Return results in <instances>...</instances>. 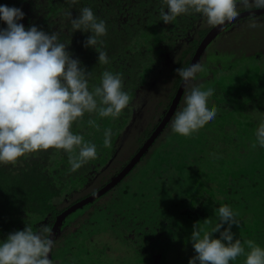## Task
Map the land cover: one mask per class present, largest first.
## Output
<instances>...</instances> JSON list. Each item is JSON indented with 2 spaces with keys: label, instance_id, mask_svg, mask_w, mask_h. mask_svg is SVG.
<instances>
[{
  "label": "trees",
  "instance_id": "obj_1",
  "mask_svg": "<svg viewBox=\"0 0 264 264\" xmlns=\"http://www.w3.org/2000/svg\"><path fill=\"white\" fill-rule=\"evenodd\" d=\"M0 5L20 7L25 13L20 23L26 28L34 24L47 32L56 31L61 42H70L67 50L90 73V89L99 84L103 71L110 70L121 74L124 90L132 97L133 87L146 72L140 66L150 56V50L138 53V39L144 30L139 22L144 16H153V10L162 6L161 0H76L74 4L68 0H0ZM83 7H90L106 23L107 33L99 47L106 51L108 64L97 63L96 51L83 47L89 33H72L70 18L65 13L70 10L75 18ZM121 44L131 46L133 54L123 58ZM178 58L179 67H185L187 60L181 55ZM253 67L242 68L246 75L227 84L230 88L215 85L208 97L209 103L217 107L214 119L190 134L165 137L164 147H159L161 141H157L155 153L146 158H155L157 162L149 173L151 185L142 182L140 190L124 187L98 202L105 194L101 193L67 216L89 207L84 222L99 225L90 215L94 210L100 211L104 204L103 223L107 226L100 229L106 233L109 227L116 229L122 247L110 254L108 243L93 248L98 241L105 242V236L97 234L99 228L96 232L89 230L85 240L92 237L90 248L103 263L115 259L118 264H187L194 255L188 240L193 224L209 228L216 223V209L223 204L237 214L238 226H232L236 237L264 247V149L251 147L256 127L254 109L264 111V69L256 71ZM250 73H254V79L249 78ZM130 116L131 108H126L116 119L86 113L75 122L72 131L95 143L98 156L74 172L69 171L68 155L52 148L28 154L12 165H0V239L25 225L32 227L45 216L48 220L54 218L62 209L58 206L60 201L71 203L80 199L83 189L108 161ZM89 119H95L99 127L90 126ZM106 128L112 131L110 148L103 145ZM83 227L84 224L72 235L78 236ZM85 240L81 245L79 242V247L86 253ZM79 260L78 264H86L81 257ZM243 260L241 256L231 264H243ZM88 262L96 264L95 258Z\"/></svg>",
  "mask_w": 264,
  "mask_h": 264
},
{
  "label": "clouds",
  "instance_id": "obj_2",
  "mask_svg": "<svg viewBox=\"0 0 264 264\" xmlns=\"http://www.w3.org/2000/svg\"><path fill=\"white\" fill-rule=\"evenodd\" d=\"M76 0H68L74 4ZM264 8V0H251ZM250 0H161L160 21L165 25L185 14H199L209 24H221L239 16L238 6ZM70 18L72 33H89L83 47L96 51L97 63L108 64L106 51L99 45L107 33L106 23L90 7H83ZM20 7L0 5V165H12L28 154L50 148L68 155L69 171H76L98 156L97 145L73 132L75 122L87 114L99 118L120 117L126 108L136 110L139 102L124 90L122 76L105 70L98 85L89 88V71L79 58L67 50L56 31L47 32L36 25L27 28L20 21ZM204 68L199 59L175 69L184 82L183 104L170 121L172 133L190 134L216 117L217 107L208 97L213 85L194 82ZM256 127L252 148L264 149V111L254 109ZM87 123L98 128L95 119ZM112 131L104 130L103 145L112 147ZM217 221L207 229L193 225L188 237L194 255L187 264H231L243 256V264H264V247L251 240L237 238L232 226H238L237 214L227 205L216 209ZM207 223H210L207 222ZM214 234H218L214 236ZM54 245L50 229L42 231L26 226L0 239V264H54L50 252ZM247 245V248L245 247Z\"/></svg>",
  "mask_w": 264,
  "mask_h": 264
},
{
  "label": "rangeland",
  "instance_id": "obj_3",
  "mask_svg": "<svg viewBox=\"0 0 264 264\" xmlns=\"http://www.w3.org/2000/svg\"><path fill=\"white\" fill-rule=\"evenodd\" d=\"M234 25L237 26L238 29L236 30V32L232 33V36L227 37L221 35V37L218 38L219 40H216L213 43V45L211 46V49L213 48V51L210 50L207 54L208 65H205L204 68L196 74V76L194 77V82L199 83L202 86H206L210 83L213 85L214 89H216L215 85H221L223 86V88H230L227 84L232 83V81H234V79H237L239 76L246 75V71L242 69L245 68L243 67L244 65L248 67H253L254 65L256 67V71L264 69V14L254 15V18L245 17V19L234 22ZM174 59L175 60H172V62L170 60V63L168 62L157 75L155 74V76H153L152 79L150 78V82L148 85H146V87L143 88L144 91L142 92V94H139L138 98L135 99L136 102L139 99V104L141 105V103H143V105L138 110L140 112H137L138 118L136 117L133 121H131L130 125L126 124V126H124V129L122 130V134L124 136L122 137L121 141L118 143L114 151L111 153L112 156L108 161V166L111 170L116 171V169H119L126 161H128V159L140 143V139L143 138V129L147 125L148 126L146 128H148L151 124L155 125L158 116L161 114L162 109L168 104L171 96L173 99L175 95L173 92V83L176 82V77H178L176 75L175 69L179 67L178 62L180 61L179 58ZM252 69H254V67ZM248 76L250 79H254V73H250L248 74ZM259 86H261V84ZM183 96L180 99L176 111L179 110V108L183 104ZM213 98L214 97L211 95V100L214 102ZM173 117L170 119V121L173 119ZM170 121L163 129L162 133H164H161L162 135L160 134L161 136L157 139L158 141H161V145L159 147L165 146V137L171 138L176 135H174V133H172L171 131H167L169 129ZM151 148L147 150V154L143 158H141L138 163H136V165L131 169L128 175L121 179L108 192L103 194L98 202L104 199L108 194L114 195L119 193V191H121L124 187L140 190L142 182L145 183V185L147 183L148 185H151V182L148 180L149 173L152 167H157L155 158H150V161L146 160V158H148L152 153H155L156 151V147L155 149L153 148L154 150H152ZM158 151L161 152L162 149H158ZM145 172L146 174L144 176ZM96 184L97 182H94L91 187H94ZM84 192H86V190L83 191V193ZM65 203V201H60L58 203V206L62 207L63 205H65ZM102 207H104V204H101L100 211L94 210L93 214L90 215L92 216V219L98 221V224L99 222L102 224L106 219V217L103 216ZM88 209L84 207V212L79 210L78 212L72 213L67 218L66 225L68 230H61L59 235L56 237V241L54 242L53 254L56 257L54 264H78L80 262V257H82L81 252L83 250L82 246L79 247V242L81 245L83 240L86 239L85 235H87V232L89 230L94 229L95 231L93 232H96L98 231L97 228L100 229L107 226L104 223L103 225L99 224L100 226L92 223L89 224L90 226L87 225V222H89V220L85 223L84 219L89 214L87 213ZM80 219L82 221L81 223L78 222ZM46 221L48 222L47 216H45L42 221L34 223L32 226L34 231H42V227ZM83 224V232H81V230L78 236L72 235V233L77 232V230ZM103 231L105 230H101L100 232H97V234H102L105 236V239L103 241L109 244V247L111 249H108L109 254L110 252L114 253V250L115 252H117L116 249L122 247V245L120 244L121 240L119 238L116 240H110L108 239L107 235H105L106 232ZM97 239L100 240V236H98ZM101 244L103 245L101 241H98V244L95 243L93 245L94 247H96V245L98 246ZM93 257L94 256H88V260L91 262ZM95 262L96 264H105L97 256L95 257ZM107 262L109 264H118L117 260L115 259L108 260Z\"/></svg>",
  "mask_w": 264,
  "mask_h": 264
},
{
  "label": "flooded vegetation",
  "instance_id": "obj_4",
  "mask_svg": "<svg viewBox=\"0 0 264 264\" xmlns=\"http://www.w3.org/2000/svg\"><path fill=\"white\" fill-rule=\"evenodd\" d=\"M254 8H256V6H254V2H251V0H250V4L248 6H246V7L245 6H238V11H239L240 16H238L235 19H231V20L226 19L223 23L215 24V25L207 23L203 19V17L200 16L199 14L181 15L175 21L171 22L168 25H165L162 21H160V15H159L160 8H156L153 10V12H152L153 16H150V15L144 16L143 21L139 22V26L144 28V30H142V32H141L142 35L138 39V41L140 42L139 46H138L140 50L138 49L139 50L138 53H140L142 55V53H144L145 51L150 50V54H149L150 56H147L148 60L145 63H143L142 66H140V70L146 71V72L144 75H142L140 82L138 84L136 83L135 87H133L132 91L134 92V96H133V99L130 103H132V104L136 103L135 99L138 98L139 94H142V92L144 91L143 88L149 84L150 78L152 79L153 76H155V74L157 75L160 72V70L163 67H165L166 64L170 60L172 62V60L173 61L175 60L174 58H178L181 55V56H183L184 59L187 60L186 61L187 64L184 66L189 65L191 60L194 58V55H195L198 47L200 46L201 42L203 41V39L212 31V29L217 28L216 30H214L213 34H211L209 41L200 50V54L197 58L204 63V66L208 65L207 54L210 50L213 51V48L211 49V46L213 45V43L216 40H219L218 38L221 37V35L230 37V36H232L233 32H236L238 27L234 25V22L245 19V17H248V18L253 17L254 18V15L264 14V13H254L253 12V13H248V14H244L241 16L240 13H243V12L248 11V10H252ZM245 26H248V25H245ZM116 47L119 50L121 47V49L124 51V53H122L123 58L126 57L127 55L133 54L131 52V46L126 47V45L121 44L120 47H118V45ZM182 54H184V55H182ZM243 67H245V65ZM177 78L178 77H176V82L173 83L174 84V87H173L174 88V90H173L174 94H176V91H177V89H178V87L182 81L181 79L178 78L179 79L178 80ZM184 91H185V88H184V90L180 96V99L183 96ZM141 98H142V95H141ZM180 99H179L176 107L174 108V111L172 112L171 116L168 118V120L166 121V123L162 127V129L158 132L157 136L155 137L154 141L150 144L148 149H150L151 147H153L155 149L156 143H157L156 140L164 133V132L162 133L163 129L165 128L167 123L170 121V119L173 117V115H175V112H176L177 106L180 102ZM172 101H173V99L171 96L168 104L165 107L163 106L164 108L162 109L161 114L158 116V118L156 120L157 122L155 125L151 124L148 128H146L148 126L147 125L143 129V132H142L143 138L140 139V143L138 144V146L136 147V149L134 150V152L132 153V155L130 156L128 161L137 152V150L144 143V141L151 135V133L154 131V129L160 124L162 119L165 117L167 110L169 109ZM138 102H139V99H138ZM142 105H143V103H141V105L139 104V108ZM139 108L137 109V111L131 109V116H130L129 122L127 123L128 125H130L131 121H133L136 117L138 118L137 112H140V111H138ZM169 127H170V125H169ZM123 136L124 135L121 133L118 141L116 142V146L121 141ZM153 148H151V149L154 150ZM146 154H147V151L144 153V155H142L141 158H143ZM111 156H112L111 154L108 156L109 157L108 161L110 160ZM108 161L106 162V164L100 166V169L97 170L98 172L96 175L93 176L91 184H89V186L86 187L87 192H84L83 193L84 195L76 201H73L71 203L66 202L65 205L62 206V209L60 212L64 211L69 206L73 205L74 203H77L81 199L93 195L98 189H100L106 183H108L114 177V175H116L124 167V165L127 164V162H128V161H126L119 169H116V171H115V170L110 169V167L108 166ZM131 169H130V171H131ZM130 171H128L125 174V176L128 175V173ZM98 181L100 184L98 183ZM94 182H97V184L94 187H91L92 183H94ZM90 187H91V189H90ZM83 191H85V189H83ZM108 191L109 190H107V192ZM99 199H100V197L98 198V200ZM57 215L54 218H50L48 220V223L46 221L42 227V230H43V228H46L45 227L46 224H49L48 229H50V231H51V228H52V226H53V224L57 218ZM68 215H66L63 218L62 223L58 226V228L55 232L54 238H53L54 242L56 241V237L59 235L60 231L63 229H65V230L67 229L66 220H67ZM42 220L43 219H41L40 221H42ZM40 221H38V222H40ZM106 235H107L108 239H110V240L118 239L116 229H112L111 227H109V229L107 230ZM90 241H91V238H89L88 240H85L84 245L86 247V253L84 252V250L81 252L82 253L81 258L86 260V264H89L88 256H94L93 258H95L97 256V252L94 251V253H93V250L90 248ZM102 243L107 244V242H102ZM53 248H54V245H53ZM53 248H52V251L50 252V258L53 261H55L56 257L53 254ZM93 248H94V245H93ZM95 250H98V248Z\"/></svg>",
  "mask_w": 264,
  "mask_h": 264
},
{
  "label": "water",
  "instance_id": "obj_5",
  "mask_svg": "<svg viewBox=\"0 0 264 264\" xmlns=\"http://www.w3.org/2000/svg\"><path fill=\"white\" fill-rule=\"evenodd\" d=\"M264 13V8H254L252 10H248L245 11L243 13H240L241 16L244 14H248V13ZM240 16V15H239ZM217 28L212 29V31L203 39V41L201 42L200 46L198 47L194 58L191 60L190 64L196 60L200 54V50L205 46V44L209 41L211 34H213L214 30H216ZM184 90V82L181 81L176 94L173 98V101L169 107V109L167 110V113L165 115V117L162 119V121L160 122V124L154 129V131L151 133V135L144 141V143L140 146V148L137 150V152L132 156V158L127 162V164L124 165V167L116 174L114 175V177L108 182L106 183L103 187H101L100 189H98L93 195L85 197L83 199H81L80 201H78L77 203H74L73 205L69 206L67 209H65L64 211L60 212L57 215V218L51 228L50 234L51 237L54 238L55 232L58 228V226L62 223L63 218L68 215L70 212H72L74 209H76L77 207H82L83 204L87 203L88 201L94 199L95 197H97L99 194L106 192L107 190H109L112 186H114L116 183H118L124 176L125 174L130 171V169L138 162V160L142 157V155H144V153L148 150L150 144L154 141L155 137L157 136L158 132L162 129V127L165 125L166 121L168 120V118L171 116L172 112L174 111V108L176 107L180 96L182 94ZM50 255V254H49Z\"/></svg>",
  "mask_w": 264,
  "mask_h": 264
}]
</instances>
